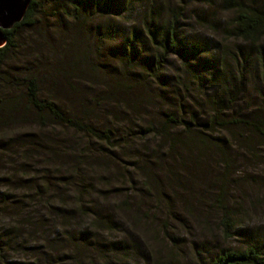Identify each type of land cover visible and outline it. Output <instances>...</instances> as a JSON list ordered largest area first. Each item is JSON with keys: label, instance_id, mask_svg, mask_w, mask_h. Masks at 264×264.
I'll list each match as a JSON object with an SVG mask.
<instances>
[{"label": "rangeland", "instance_id": "rangeland-1", "mask_svg": "<svg viewBox=\"0 0 264 264\" xmlns=\"http://www.w3.org/2000/svg\"><path fill=\"white\" fill-rule=\"evenodd\" d=\"M35 1L40 7L34 13L32 24L16 28L11 47L4 51L0 78H10L11 74H15V78L20 80L23 76L16 75L20 72L18 68L35 65L37 61L41 64L50 62L49 65L41 66V74H47L56 65L60 67L61 75H53V78H58L57 87L61 90L58 96L63 99L61 101L57 97V100L65 105L69 104L67 100L70 99V87L78 90V93L71 92L70 96H82L83 102L87 104L86 100L98 93L95 82L109 81L110 78L117 81L120 78H130L128 74L132 71L108 53L113 49V44H117L128 33L132 25L141 27V17H146L147 13L148 19L155 21H165L170 17L168 13H178V32L187 39L192 38L193 42L204 45L203 52L197 57L201 66L204 61H208L215 67L219 63V57L221 58V46L227 44L228 48H232L237 43L234 39H227L222 33L221 25L229 13L221 9L219 0H132L127 8L122 4L126 0H116L114 13L108 12L110 5H107L106 0H101L100 5L94 3L84 12L86 22L81 23L64 15L55 0H49L48 3L47 0ZM108 23L116 29L114 43L106 40L96 44L97 34L93 33L97 29L102 31ZM143 47L142 56L151 53L148 45L144 44ZM180 60L175 55H169L164 67L160 69L159 78L171 80V83L174 81L172 76L192 78L187 69L182 74ZM78 61L81 64H76ZM65 70L83 72L81 77H75L70 74L66 76ZM137 71L143 72L139 69ZM209 74L207 70L199 72L203 78L199 84L186 81L188 99L194 95L197 99L188 107L197 113L205 114L203 110L211 107L207 102L210 98V82L205 79ZM252 77L248 75V78ZM253 78H259V75L256 74ZM253 81L246 83L247 93L243 100L236 103V110L230 109L231 113L248 111L249 109L242 110L246 103L259 105L264 112V85L255 83L258 90L255 93L252 90ZM12 86L14 88H8L0 81V99L21 95L24 90L23 83ZM46 86L42 81L41 96L46 93ZM172 88H175L179 96H184L185 90L182 86L175 87L174 84L164 88L168 90L169 99L176 102L180 97L172 94ZM74 99L71 102H75ZM153 102L157 103L158 100L153 99ZM140 105L147 111L142 118L144 122L149 118H159V109H148L151 107L148 102ZM123 106L102 105L95 118L99 123L105 124H110L117 118L112 129L116 130V134L117 130L120 134L124 133L127 123L123 119ZM3 108L4 105L1 104L0 195L7 193L10 196L8 199L13 201L8 204L0 203V264H202L206 252H201V249L215 251L221 247L242 246L239 236L226 237L222 233L219 223L222 206L230 214L235 226L258 233L264 228V144L261 145V139L250 140L254 155L237 148L238 143L231 139L232 146H226L225 150L233 163L227 170L218 163L219 156L212 159L205 154L196 162L194 157L189 158L187 165L196 167V170H190L192 174L184 168H175L173 174L165 173L160 178L154 177L161 181L159 197L162 198L157 200L154 199L157 193L151 190L153 196H150L140 186V178L137 176L134 180L138 182L132 188L124 185L121 192H113L110 197L105 195L98 199L95 191L89 201L91 206L95 204L98 207L97 216L109 213L113 219L110 226L95 229L93 225L91 227L93 215L73 212L74 205L70 199L65 200L63 205L61 201L57 202V192H51L62 191L63 186L59 187L50 182L48 194L40 201L32 198L35 191L44 192L43 179L45 176L47 179L52 176L49 172L51 167L49 162L42 163L40 159L33 157L23 160V154L17 150L11 155L10 148L4 144L9 138L34 130L33 123L29 122L32 113L22 99L11 112H5ZM20 112L25 113V117H16ZM236 131L239 130L235 128L234 132ZM59 135L62 137V145L57 148L59 158L65 148L68 155L64 158L72 159V154L78 148H74L77 141L94 148L95 142L89 136L82 134L71 138L72 134L68 131L60 132ZM83 136L84 139H80ZM224 138L230 139L228 136ZM157 144L151 135H140L128 139V144L123 142L120 146L107 150V153L113 152V155L119 157L120 162H112L119 172L126 168L130 171V166L123 162L133 159L139 152L154 154ZM31 163L34 174L21 175V170H26ZM112 163L108 164V171L115 170ZM80 168L84 169L82 166ZM200 171H204V174L199 173ZM32 176L35 181L27 182ZM111 181L114 185L121 184L118 176ZM123 199H127L129 206L126 210H119L115 202ZM214 199L218 202L215 203ZM218 204L220 205L216 206ZM34 222L37 223L36 226H33ZM83 229L92 230L94 236H86L85 242L79 243L75 235ZM119 238L127 242L125 252L112 250L110 243ZM94 240L99 244L97 249L90 246ZM196 250L201 253L196 254Z\"/></svg>", "mask_w": 264, "mask_h": 264}, {"label": "trees", "instance_id": "trees-1", "mask_svg": "<svg viewBox=\"0 0 264 264\" xmlns=\"http://www.w3.org/2000/svg\"><path fill=\"white\" fill-rule=\"evenodd\" d=\"M55 1L57 7L62 8L60 10L64 15L79 23L86 22L84 12L90 6L94 3L100 5L101 2V0ZM48 2L49 0H47ZM106 2L107 5H110V9L107 11L114 13L115 5H117L116 0H106ZM131 2L132 0H126L122 3L123 7L127 8ZM219 5L223 11L229 13L221 25L222 33L227 39H234L237 43L232 48H228L227 44L221 46V58L219 57V63L215 67L213 63L210 64L208 61H204L202 66L200 65L201 61L197 60V57L203 52L204 45L201 42L195 43L192 38L187 39L178 32V13H168L170 17L166 18L165 21L149 20L147 13L146 17L144 15L141 17V27L132 25L128 33L117 44H113V49L108 53L110 56L118 58L124 67L132 71L128 74L130 78H120L118 81L115 78H110L109 81L99 80L98 83L95 82V87L99 89L98 93L86 100L87 104L83 102L82 96H70L71 92L78 93V90L72 87L68 89L70 99L67 101L69 104H61L57 100L61 90L57 87L58 78L55 76L53 78V75H61L60 67L57 65L51 67L48 75L41 74V66L49 65L50 62L49 64H41L37 61L35 65L29 64V67L24 69L18 68L20 72L16 75L23 76L20 80L15 78V74L10 76V73L8 76L12 80L0 78L1 84L7 85L8 88L10 86L14 88L12 85H17L19 82L23 83L24 88L18 97L11 96L8 97L9 99H4L6 101L0 99V105H4L3 110L5 112L13 111L22 99L26 108L32 113L29 122L34 125V130L20 134L19 137L9 138L4 145L10 148L11 155L17 150L23 154V160L33 157L40 159L42 163L49 162L51 167L49 172L52 176L48 179L45 176L46 178L43 179L44 192L35 191L33 193L35 196L32 198L40 201L42 197L48 194L50 182L59 187L63 186L62 191L51 192H57L55 194L57 202L61 201L63 205L66 203L65 200L70 199L74 205L73 212L88 216L93 215L91 227L93 225L95 229H102L103 226H110L109 224L113 223V219L109 213H102L97 216L98 207L95 204L91 206L89 201L90 196L94 195L95 191L98 194L96 195L98 199L105 195L110 197L113 192H121L124 185L132 188V185L138 182L134 180L137 176L140 178V186L150 196H153L151 190L157 193L154 196V199L157 200L162 198L159 197L161 181L154 179V177L160 178L165 173L173 174L175 168H184L191 173L190 170H196V167L187 165L190 157H194V162H196L205 154H208L212 159L219 156L218 163L227 170L232 167L233 163L225 150L226 146H232L231 139L238 143L237 148H242L254 155L253 144L250 143V140L261 139L263 142L261 145L264 144V112L262 108L256 104L246 103L242 109H249L246 112L234 114L230 112V109H234L236 103L241 99L243 100L248 90L245 87L247 82L254 80L252 90L255 93L258 92L255 83L264 85V0H219ZM39 7L35 0H30L22 19L14 23L9 29L1 30L6 36V42L0 46V65L3 61L4 51L11 47L16 28L32 24L34 13ZM93 34H97L96 44L106 40L114 43L116 39V29L111 23L106 24L102 31L97 29ZM144 44L151 48V53L142 56ZM169 55H175L181 59L182 74H185L187 69V73L191 74L192 78H180L179 75L174 78L172 76L173 83L170 82L171 80L165 81L164 78H159L160 69L164 67ZM76 64L81 63L78 61ZM132 69L136 70L133 71ZM138 69L143 72L137 71ZM204 70L210 72L205 79L210 82L211 88L208 94L210 98L207 101L211 107L209 110H203L205 114L197 113L188 107L191 102L197 99L195 98L196 95L188 99L189 92H187L186 86L187 80L196 84L202 82L203 78L199 72ZM65 71L66 76L70 74L75 77H81L83 72L82 70L76 73ZM254 74L259 75V78H253ZM248 75L254 76L248 78ZM42 81L47 84L46 93L43 96L40 95ZM170 84H174L175 87L182 86L185 90L184 96H179L175 88H172V94L180 97L176 102H172L168 97V90H164ZM135 90L137 92H133ZM72 99L75 102H71ZM153 99H157L159 103L153 102ZM60 100L63 101L62 98ZM147 102L151 105L148 109H154L153 107L159 109V118H149L144 122L142 118L147 111L140 104ZM111 104L115 106L124 105L123 107H125L123 119L127 123V128L124 129V133L120 134L117 130L116 134V130L112 129L117 118L114 121L111 119L110 124L99 123L100 121L95 118L102 105ZM196 104L199 106L198 102ZM24 115L25 113L20 112L16 117L22 118L25 117ZM235 128L239 131L234 132ZM63 131L72 134L71 138L82 134L89 136L95 142L94 148L77 141L74 148H78L72 154V159L71 157L64 158L65 155H68L65 148L59 158L57 148L62 145V137L59 133ZM146 134L151 135L158 142V148L154 154L150 152L149 154L145 152L136 153L133 159L123 162V164L130 166V171L126 168V170L121 169L119 172L112 163L114 161H117L114 163L120 162L119 157L113 155V152L112 154L107 153V150L118 147L123 142L128 144V139ZM226 136L230 139L226 140L224 138ZM80 139H84V136ZM199 155L201 156L196 157ZM109 163L115 166V170L108 171ZM27 166L29 167L26 170H21V175L34 174L32 163ZM80 166L84 169H81ZM199 173L204 174V171ZM116 176L121 181L120 185H114L111 181ZM34 179L32 176V179H28L27 182L35 181ZM9 197L7 193L1 194L0 203L8 204L13 201L8 199ZM214 201L215 203L218 202L217 199ZM116 205L119 210H126L129 206L127 199L119 200L118 203L115 202ZM221 208L223 212L219 223L222 233L226 237L239 236L242 246L221 247L215 251L201 249V252H206V258L202 264H264V228L260 231L261 233H258L235 226L230 214L223 206ZM36 225L37 223L34 222L33 226ZM75 236L79 243H83L86 236H94V233L92 230L83 229ZM98 245V242L94 240L90 246L96 248ZM110 245L114 252H125L127 249V242L122 238L111 242ZM201 252L195 251L196 254ZM0 257L2 258L1 255ZM12 263L10 262V264Z\"/></svg>", "mask_w": 264, "mask_h": 264}, {"label": "water", "instance_id": "water-1", "mask_svg": "<svg viewBox=\"0 0 264 264\" xmlns=\"http://www.w3.org/2000/svg\"><path fill=\"white\" fill-rule=\"evenodd\" d=\"M29 4L30 0H0V46L6 42V36L1 30L9 29L19 22Z\"/></svg>", "mask_w": 264, "mask_h": 264}]
</instances>
